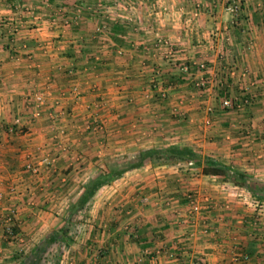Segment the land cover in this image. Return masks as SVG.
Returning <instances> with one entry per match:
<instances>
[{
	"label": "crops",
	"instance_id": "crops-1",
	"mask_svg": "<svg viewBox=\"0 0 264 264\" xmlns=\"http://www.w3.org/2000/svg\"><path fill=\"white\" fill-rule=\"evenodd\" d=\"M242 1L235 17L226 0H0V264L34 251L112 162L167 146L227 173L180 159L127 170L45 251L56 264H264V0ZM224 96L250 102L223 109Z\"/></svg>",
	"mask_w": 264,
	"mask_h": 264
},
{
	"label": "trees",
	"instance_id": "trees-1",
	"mask_svg": "<svg viewBox=\"0 0 264 264\" xmlns=\"http://www.w3.org/2000/svg\"><path fill=\"white\" fill-rule=\"evenodd\" d=\"M167 159H180L183 161H193V164L201 166L202 171L205 173L212 174H224L227 173V169L222 165L210 160L204 159L202 161L201 157L190 148H180L176 146H167L162 148H150L140 150L134 161L130 162L126 167H116L111 166L110 168L101 170L96 176L91 178L84 186L82 193L76 198V200L71 204L68 210V215L64 219L61 226L52 231L44 241H42L38 246L35 247L36 255L39 258L46 251L47 247L52 244L65 242L69 243L72 225V216L76 214L77 211L85 208L86 204L93 197L95 192L104 184L110 182L116 177L120 176L123 172L142 166L146 161L153 162L155 160H167ZM42 254V255H41ZM20 257V264H24V256ZM30 258V255L27 256ZM25 257V259H27ZM28 264H33L29 262Z\"/></svg>",
	"mask_w": 264,
	"mask_h": 264
},
{
	"label": "built area",
	"instance_id": "built-area-1",
	"mask_svg": "<svg viewBox=\"0 0 264 264\" xmlns=\"http://www.w3.org/2000/svg\"><path fill=\"white\" fill-rule=\"evenodd\" d=\"M225 7H226L227 11H229L230 13H233L235 15V17H239L240 11L243 7V1L242 0H226ZM203 68H205V65L202 63V64H200V69H203ZM206 83H207L206 78H201L198 82H196V85L199 88H204ZM159 85H160V80L154 78L151 80L150 88L152 91L153 89H155L157 87V92L155 93V95H157L158 98L163 99L166 97V90L163 87L158 88ZM147 95H148V93L145 96H147ZM37 99L40 100V97H38ZM248 102H250V97L249 98H243L238 103H235L233 98H231L229 96H224L221 100V107L223 109H232L234 107L242 108ZM210 109L211 108H208V110H210ZM19 123H20L19 118H16L14 120V124L19 125ZM96 126L98 129H101V126L99 124ZM189 164H192V163L189 162ZM186 198H187L188 202L190 203V208H189L190 214L192 215L195 212H198L200 210L201 204L198 203L196 193L195 192H189L187 194ZM145 200H146V198H144V201ZM253 205L256 209H260V210L263 209V207H264V205L260 201H257V200H254ZM4 233H5L6 237H8L9 239H14L16 237V232L14 231L12 225H10V224L6 225ZM244 258H247V257L244 256ZM175 264H186V260L182 256H177L175 259Z\"/></svg>",
	"mask_w": 264,
	"mask_h": 264
},
{
	"label": "rangeland",
	"instance_id": "rangeland-1",
	"mask_svg": "<svg viewBox=\"0 0 264 264\" xmlns=\"http://www.w3.org/2000/svg\"><path fill=\"white\" fill-rule=\"evenodd\" d=\"M136 157H137V153H136ZM132 161H134V158H132V159L120 158L117 161L112 162V165H116V167H126ZM160 161H165V160H155L153 162L146 161V163H157V162L159 163ZM67 215H68V212L66 213V216ZM83 215H84V209L77 211L76 214L73 215V217H75L76 222L75 221L72 222L71 231H79L80 230L79 224H77V223H80L81 221H83V219H82ZM14 239H10V240H14ZM66 241H68V239H66L65 242H61L60 247L64 248L68 244V243H66ZM35 252L36 251H29L27 254L23 255L24 256V259H23L24 264H28L29 262H32L33 264H56L59 262V260L61 258V256L58 254V248L55 251H53V250L52 251H46L43 255L41 254L42 256H40L39 258L37 257ZM60 252H62V251H60ZM29 255H30V258L27 257ZM25 257H27V259H25ZM20 261L21 260L19 259V262ZM19 262L17 264H20Z\"/></svg>",
	"mask_w": 264,
	"mask_h": 264
}]
</instances>
